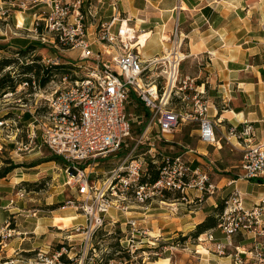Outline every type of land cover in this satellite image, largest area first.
<instances>
[{"label":"built area","instance_id":"1","mask_svg":"<svg viewBox=\"0 0 264 264\" xmlns=\"http://www.w3.org/2000/svg\"><path fill=\"white\" fill-rule=\"evenodd\" d=\"M89 1H35L37 6L46 4L49 10L36 19L34 40L49 45L58 53L79 50L78 62L66 64L75 68H81L82 62L89 65L84 78L71 80L64 76L61 86L45 98L44 107L48 108L46 116L40 118L36 111L31 114L33 120L29 125V142L21 144V147L24 151L40 148L36 142L40 138L42 145L62 159L67 172H72V178L65 185L71 186L75 179L79 197L68 200L66 204L82 210L86 219V226H78L75 231L80 232L83 227L87 237L92 236L106 225V217L115 208L126 217L125 224L132 229L131 235L135 238L136 233L147 235V232L140 230L139 220L127 216L129 212L137 208L147 210L153 202L164 199L167 193L177 194L183 200L193 191L202 196L218 193L219 188L212 181L209 170L200 166L193 168L184 154L163 156L156 145L158 141L170 143L169 136L180 126L195 121L200 125V140L212 145L217 141V125L208 116L211 104L204 98L205 92L199 89L194 80L188 77L181 79L180 67L185 58L177 52H181L182 42L174 43L170 54L147 60L143 57L141 49L144 47L140 43L142 35L146 33H139L131 25L120 8V0H111L110 20L98 22L95 21L99 18L98 8L91 4L85 7L91 3ZM98 3L102 4L100 0ZM89 17L95 21L91 24L92 27L96 26L94 41L86 25ZM167 56L171 58L164 59ZM61 62L62 58L57 55L43 57L45 65H58ZM160 68L162 71L158 74ZM27 84L20 88H26ZM34 90H37L35 85ZM133 95L150 114L145 130L138 137L137 147L148 142L151 146L148 153L154 152L162 157L160 177L154 183H143L142 180L149 177L150 164L159 166L160 161L147 162L143 155L134 157L133 152L112 178L104 182L106 192H102L97 202L90 206L93 186L86 171L90 166H96L98 161L120 152L132 139L134 119L127 113V106ZM176 100L182 104L191 102V111L174 105ZM234 135L244 148V155L241 171L229 186L238 180H254L264 184V145L253 144V127L245 124ZM156 157L154 154L153 158ZM107 193L117 199L112 201ZM18 196L22 198L23 194L19 193ZM263 213L264 200L261 204L246 208L241 190L235 187L225 201L218 225L226 242H215L212 232L206 234V241L215 242L217 254L224 256L237 234L264 236L261 223ZM3 231L5 226H0L1 238L5 236ZM127 240L126 248L133 253V240ZM63 250L65 248L47 259V264H61ZM257 257L264 258V253L258 252ZM235 263L244 264L239 255H236Z\"/></svg>","mask_w":264,"mask_h":264},{"label":"crops","instance_id":"2","mask_svg":"<svg viewBox=\"0 0 264 264\" xmlns=\"http://www.w3.org/2000/svg\"><path fill=\"white\" fill-rule=\"evenodd\" d=\"M98 1L91 0V3H87L85 7L91 4L94 8H98L99 18L95 21L110 20L111 9L109 5L111 0H100L102 4H99ZM120 8L139 33H148L149 39L146 46L152 37L157 36L159 38L163 53L155 58L164 57L173 49L174 43L182 42L181 53L185 55L184 62L193 65L194 77L188 78L194 80L199 89L205 92L204 98L211 104L208 116L217 125L215 144H206L200 140V125L198 124L194 130L198 140L197 147L183 146L184 151L181 154H184L191 161L193 168L200 166L209 170L212 181L219 188L218 193L214 196H202L193 191L186 200L181 198L190 205L187 208L188 214L182 220L185 225L184 227L172 228L166 234L179 235L182 233L187 235L192 232L218 206L220 201L230 195L235 187L241 190L246 208L261 204L264 200L263 183L254 180H238L230 186L229 183L236 180L235 178L240 173L244 155V148L234 135L237 129L241 130L245 124L251 125L254 130L253 144L264 145V0H120ZM42 9L49 8L43 6V8L37 9L36 6L29 9L28 16L24 19L23 17L20 18V26L18 25L19 28L17 29L24 26L26 31L32 32L37 15ZM22 13L27 14L26 12ZM18 38L35 42L34 37L29 35L15 36L10 40L3 39L0 40V44H12V39ZM14 46L10 47L17 50ZM94 48L96 49L97 46ZM73 51L76 50L66 52L73 53ZM39 53L42 57L55 56L45 55L42 50ZM70 56L76 55L71 54ZM64 63L67 62L64 61ZM22 90L19 88V92L25 93ZM26 112L31 115L35 110L24 109L19 113L13 112L15 118L8 119L15 125L19 123L16 129L18 132L24 128L29 133V125L33 119L31 115L30 120L25 121L23 116ZM8 114L9 112L4 115L7 116ZM4 122L7 120L0 121V123ZM3 140L0 131V146L2 148ZM21 144L22 142H20ZM35 150L26 152L31 153ZM15 152L13 149L11 155ZM1 164L0 159V169ZM40 165H34L31 169H36ZM18 169L21 167L15 170ZM234 169L238 172L224 174V172ZM16 175H18V182H15L14 185L24 182L25 173ZM5 179H14L13 172L5 178H1L0 181ZM15 179L17 180V178ZM74 198L71 197L68 200ZM5 199L6 196L0 193V226H4L10 219L17 220L19 214L16 210L20 211L18 208L12 207L11 204H7ZM171 201L181 202L180 198H174ZM157 202L158 200L151 205ZM63 209L67 210L57 218L55 213L58 211L53 212L52 215L34 212L26 216L27 219L22 221L25 225L23 228L25 232L19 231L18 233L36 237L44 236L43 240L46 245L51 243L64 244V241H72L74 237H82V233H71L64 238V241L60 239L66 227L58 226L56 220L71 219L72 225L78 223L72 227L71 231H75L78 226L86 225L84 214H78L75 207H64ZM147 210L137 208L129 212L127 216L141 217L139 221L143 224L155 223L157 220L149 222L147 219H142L144 216L147 218L156 216L146 215ZM165 215L161 212L157 214V216ZM120 216L126 219L123 214ZM110 217L114 218L115 216L110 215ZM113 222L115 221L113 220ZM164 223L161 220V224ZM261 223L264 228V213ZM183 229L186 231L180 232ZM56 230H58L57 233H55ZM209 232L213 233L215 242H226L225 235L217 227L202 234L199 237L201 240L198 238V241L194 240L193 244L189 240L183 245H172L167 249L169 252L163 251L162 254L147 264H236V255L241 257L244 264H264V258L257 257L258 252L264 253V236H258L255 233L237 234L233 237L232 247L227 250L224 256H220L216 252L215 242L206 241V234ZM174 238L171 236L166 240L172 241ZM25 239L23 238L22 241L24 242ZM35 244L37 242L28 243L27 250L23 251H33ZM21 245L22 243L17 245L14 240H10V243L6 244L5 240L0 237V260H2V255L3 258H6L4 255L7 251L12 248L15 251V247ZM8 246L11 248L9 249Z\"/></svg>","mask_w":264,"mask_h":264},{"label":"rangeland","instance_id":"3","mask_svg":"<svg viewBox=\"0 0 264 264\" xmlns=\"http://www.w3.org/2000/svg\"><path fill=\"white\" fill-rule=\"evenodd\" d=\"M35 1L36 0H0V40H10V38H15V36L30 35L35 37L33 31H26L23 25V27L21 26L22 28L17 29L19 28L18 25L20 18L23 17L24 19L26 16H28L29 9L37 6V3H35ZM71 1L72 0H62V2ZM43 6L47 5L43 3ZM43 6L38 5L37 9L43 8ZM48 10L49 9H42V11L38 15L44 16V14L48 12ZM22 12H26L27 14ZM38 15L37 18H39ZM93 22L95 21L90 17L86 20V25L89 28L88 33L91 36L92 41H94L96 28V26H90ZM38 49L44 51L45 55L49 54L60 56L62 58L61 63H64V61L71 63L78 62V50L73 51V53H58L49 45H43L41 43ZM40 51H38L37 54H39ZM15 52L16 51L11 50L10 54L4 55L12 56V53ZM162 53L163 47L157 36L152 37L147 46L143 49V57L147 60L155 58L158 55H162ZM71 54H74L76 56L71 57ZM27 60H29V57L22 58V61L24 63ZM88 65V62H82L81 68L69 66L70 70L68 73L63 75H55L52 82L43 90L37 91L36 94L29 95L19 92L18 90L16 93H9L5 95L0 100V121L5 120V118L7 119L9 116L10 119H13L15 117L13 115V112L19 113L24 109H32L35 111L37 109L39 117L43 118L47 115L48 112V108L44 107L45 98L50 93H52L53 90L61 86V81L64 76H68V78L71 80H74L76 78H84L87 74ZM192 66L193 65L191 63L184 61L182 62L180 67L181 79L194 77ZM161 71L162 68L157 71L158 74H160ZM33 92L35 91L33 90ZM36 102L38 104H36ZM190 103L191 102L187 101L186 103L182 104L180 103V100H176L174 105L178 106L179 108L183 107L184 109L191 111L192 104ZM41 105L43 107H41ZM8 112L9 114L5 116L4 114ZM127 113L131 118L134 119L132 139L127 141L126 146L120 152L113 156H110L107 159L98 161L96 166L92 165L86 171V175H89L90 181L93 186L91 194L92 199L89 203L90 206H92L93 203L97 202V198H100L102 196V192H106V189H103L104 182H107L110 178H112L113 174L120 169L123 161L131 153L134 152V157H140L141 155H143L146 158L147 162H151L152 160H162V157L157 153H148L149 151H151V146L148 144V142L137 147V142L139 139L138 137L140 135L139 133L143 124H145L147 121V116L145 106L134 95L131 97L130 103L127 106ZM3 116L5 117L3 118ZM198 124L199 122L195 121L180 126L171 136H169V139L171 140L170 143H161L160 141L156 142V145H158V152L162 153L163 156H175L177 154H181L184 151L183 146L196 148L198 140L194 133V130L198 127ZM18 126L19 123L18 125H15L8 120L7 122L0 123V131L2 137L4 138L3 148L0 146V159L2 161L1 168L8 166V164H13L15 166L21 167V169L13 171L14 179H5L0 181V193L6 196L5 200L7 201V204H11L12 207L18 208L20 210H16L19 214L17 215V220L10 219L4 225L5 231L3 234L5 236L4 238L2 237V239L5 240L6 244H9L10 240H14L16 241L17 245L20 243H22V245L15 247V251L13 250V248L10 249L11 247L8 246L10 250L5 253L4 256L6 258H3L2 255L0 264H47V259H51L54 254L61 251L63 248H65V250H63L64 260L61 259V264H147L151 260L157 258V255L154 252L155 250H148V248H153L152 246H159L157 252L159 254H162L163 251H167V249L172 247V241H167L166 239L171 236L178 238L179 235H175L174 233L169 235L166 234V232L175 227H184L185 224L182 220L183 217L188 214L187 208L188 206H190L186 204L180 196L173 193H167L164 199H159L157 203L149 206L148 210L146 211V215L151 214L156 216H151L148 218L146 216L142 217L143 220L147 219L149 222L157 220L155 223H150L149 225L147 223H140V230H146L147 235H140L136 233V237L132 238V229L128 225H122L125 224L126 220L120 216V213L115 208H113L109 212V215L106 217V225H104L90 237H87L86 229H83V227L81 228L80 232L74 230L71 231L72 227L78 224L74 223V225H72L71 219L55 221L58 226H62V228L66 227V230L63 232V235L60 237V239L64 241V238L71 233H82L83 235L82 237H74L72 241H64V244L51 243L49 245H46L43 240L44 236L39 235L36 237L30 234H19V231L21 233L25 232L23 229L25 225L22 221L27 219L26 216H29L34 212H37L38 214L52 215L53 212L58 211V213H55L57 218L60 214H63L67 210L63 209L64 207H72L66 204L68 199L71 197L78 198L79 196L77 193L78 186L76 185V183H74L75 179H73V184L71 186L65 185L69 178H72V172H67L66 165L63 161H51L52 158H54V154L48 148L42 145V141L40 138L38 141H36L40 148H36V150L31 153H27L23 150L20 142H22L23 145H26L29 142V133L27 132V129L24 128L23 130L18 132L16 130ZM20 126L23 127V125ZM16 133L17 135H15ZM38 135L40 134L38 133ZM18 141H20L19 144H17ZM13 149L18 154L15 152L13 155H11V151ZM154 154L157 155L155 159L153 158ZM38 164H41L38 168L31 169L34 165ZM236 171L238 172V170L236 169L229 170L226 173L224 172V174H234L236 173ZM22 172L25 173L24 182L19 183V185H14L15 182H18V175L16 174H20ZM15 178H17V180ZM11 182L13 183L11 184ZM13 186L15 187L13 188ZM19 193L23 194L22 198L17 196ZM107 194L112 201H115L117 199L116 197H112L109 193ZM11 197L12 199H9ZM178 197L180 198L181 202L171 201L174 198ZM82 199L83 198H81V200ZM159 212L165 213L166 215L157 216ZM77 213L84 214L82 210H78ZM110 215H114L115 217L112 218L110 217ZM135 218L137 220H141V217ZM113 220L117 223H113ZM161 220L165 222L163 225L161 224ZM183 231L186 230H180V232ZM57 232L58 230L55 231V233ZM121 236H123V242L120 243L123 245L121 246L126 247L128 245L127 239L133 240L131 242V245L134 246L135 250L140 251H138L136 254L131 253L130 256L124 252L119 251V249H117L116 247L114 248L113 246L120 241ZM23 238H26L24 242L22 241ZM78 239L80 240L76 241ZM190 241V243L193 244L194 240L192 239ZM35 242H37V244L34 245L35 249H33V251H23L27 250L28 243L31 244ZM153 242L154 244H152ZM59 246L62 247L59 248ZM199 250H202V248H199ZM109 255H112V257L115 259L108 262Z\"/></svg>","mask_w":264,"mask_h":264},{"label":"trees","instance_id":"4","mask_svg":"<svg viewBox=\"0 0 264 264\" xmlns=\"http://www.w3.org/2000/svg\"><path fill=\"white\" fill-rule=\"evenodd\" d=\"M41 32V30H39ZM12 44H0V100L9 93H16L20 86L28 83L26 88L22 91L26 94H36L37 91L43 90L46 88L54 79L57 74H66L69 72V65L66 63H59L58 65H45L43 63V57L38 51L40 46V42H29V40L25 39H12ZM10 46H14L17 48L15 53H12V56H5L4 54H10L13 49ZM29 57L25 63L22 61V58ZM21 65V66H20ZM20 69V70H19ZM36 83V84H33ZM34 85L37 87V90H34ZM33 90L35 92H33ZM146 108V107H145ZM38 110L36 109V115L39 116ZM146 116L147 121L143 124L140 135L145 130L148 119L150 117L149 111L146 108ZM15 118V117H14ZM25 121H29L31 118L30 113L26 112L23 116ZM10 119V116L5 120ZM24 121V122H25ZM62 161L60 157L54 156L51 161ZM163 161L160 160L159 166L151 163L149 169V177H145L142 182L143 183H154L160 177L159 168L163 166ZM20 166H15L13 164H8L4 168L0 169V178H5L7 175L12 173L15 169ZM179 196V195H178ZM179 198V197H178ZM228 198V197H227ZM223 199L219 202L218 206L212 210V212L207 216V218L200 224H198L195 229L187 235L179 234L178 238L172 240V245H183L189 240H197L202 234L214 230L219 225L220 216L225 209V201ZM123 236L120 237V241L115 244L113 247L119 249V251L124 252L131 256V250L129 248L121 246V240ZM62 246H59L61 248ZM153 248H148V250H155V254L158 256L159 253L157 250L159 246H152ZM140 250H135L133 253L136 254ZM64 260V256L61 257ZM115 258L112 255L108 256V262L113 261ZM65 264V263H64Z\"/></svg>","mask_w":264,"mask_h":264},{"label":"bare ground","instance_id":"5","mask_svg":"<svg viewBox=\"0 0 264 264\" xmlns=\"http://www.w3.org/2000/svg\"><path fill=\"white\" fill-rule=\"evenodd\" d=\"M148 38V33H146V34H144V35H142V37H141V40H140V43L141 44H143V47L145 48V46H146V39ZM144 48H142L141 49V52L143 53V49ZM178 53V55H180V52H177ZM170 54V53H169ZM180 56H182V57H184L185 58V56L184 55H180ZM167 58H171V57H166L165 59H167Z\"/></svg>","mask_w":264,"mask_h":264}]
</instances>
